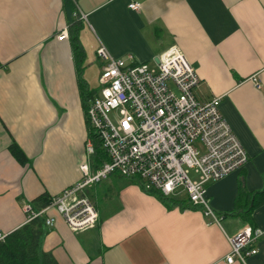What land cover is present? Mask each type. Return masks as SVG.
Listing matches in <instances>:
<instances>
[{
    "label": "crops",
    "instance_id": "0c3cea01",
    "mask_svg": "<svg viewBox=\"0 0 264 264\" xmlns=\"http://www.w3.org/2000/svg\"><path fill=\"white\" fill-rule=\"evenodd\" d=\"M75 2L77 13L86 16L79 33L81 78L92 96L98 90H90V73L98 68L100 76V45L114 58L131 55L149 67L177 47L197 72L195 97L220 98V113L248 160L205 187L209 206L222 218L219 225L192 206L184 191L162 201L141 182L113 174L84 193L97 210L96 226L72 232L50 210L55 224L47 228L42 250L58 264H226L227 237L247 224L241 192L264 191V0ZM133 3L138 11L129 8ZM65 28L62 0H0L2 234L27 223L25 205L33 208L39 197L60 196L77 184L83 163L98 168L86 153L88 122L69 32L66 41L56 38ZM13 143L24 162L12 155ZM109 198L114 206L104 212L98 204ZM257 203L250 226L263 235L246 264H264V198Z\"/></svg>",
    "mask_w": 264,
    "mask_h": 264
},
{
    "label": "built area",
    "instance_id": "2783aa9c",
    "mask_svg": "<svg viewBox=\"0 0 264 264\" xmlns=\"http://www.w3.org/2000/svg\"><path fill=\"white\" fill-rule=\"evenodd\" d=\"M129 8L138 11L140 5L133 3ZM78 18L86 21L83 14L78 13ZM56 38L68 40L67 29ZM96 55L102 63L99 88L86 117L107 160L94 171L88 162L83 163L81 180L51 198L47 207L36 211L25 205L26 222L44 217L45 226L51 228L55 218L47 212L55 210L72 232L94 228L98 213L84 193L117 174L163 197L181 189L192 206L201 208L211 224L219 225L222 218L209 206L205 187L243 168L248 160L220 113V98L197 100V72L177 47L159 55L155 67L136 63L131 55L114 58L103 45ZM86 153L95 155L91 138ZM191 172L196 179L190 178ZM262 235L260 229L246 224L228 236L230 251L224 262L246 264L247 257L257 254L253 245ZM6 237L0 233V243Z\"/></svg>",
    "mask_w": 264,
    "mask_h": 264
},
{
    "label": "trees",
    "instance_id": "16d2710c",
    "mask_svg": "<svg viewBox=\"0 0 264 264\" xmlns=\"http://www.w3.org/2000/svg\"><path fill=\"white\" fill-rule=\"evenodd\" d=\"M63 10L67 20L69 39L75 57L79 84L81 88L84 108L87 109L89 102L93 99L91 93L88 92L84 80L81 78V66L84 61V52L79 42V33L83 28V21L78 18L77 6L75 0H62ZM89 138L92 139L95 148L94 163L97 166L107 160L106 154L100 147L99 141L90 126L88 125ZM10 151L19 162H24V155L15 143L11 144ZM157 196L162 201H167V197H163L159 192L147 191ZM264 198V191L253 195H244L241 192L239 196L240 207L244 208L242 217L248 225H252L251 210L258 205L259 199ZM51 202L48 196H41L34 201L33 208L41 210L47 207ZM45 218L39 217L33 221L26 223L19 229L8 234L5 241L0 243V264H58L54 257L42 250V242L47 233V227L44 223Z\"/></svg>",
    "mask_w": 264,
    "mask_h": 264
},
{
    "label": "rangeland",
    "instance_id": "374dc122",
    "mask_svg": "<svg viewBox=\"0 0 264 264\" xmlns=\"http://www.w3.org/2000/svg\"><path fill=\"white\" fill-rule=\"evenodd\" d=\"M90 75L93 78V79H91V83H89L90 84L89 85L90 86V90L91 91L98 90V88H99L98 81H97V83H96V81H93L95 78H96L95 80H97L98 77H99L98 68L97 69L96 68H92ZM190 178L196 179L197 176H196V174H194V172H191L190 173ZM180 190L181 189H178L176 192H179ZM113 201H114V199L111 200L110 198L107 201H105V200L101 201L100 200V203L98 204V206H100V208L103 209V211L105 212V211H108V210L112 209V207L114 206Z\"/></svg>",
    "mask_w": 264,
    "mask_h": 264
},
{
    "label": "water",
    "instance_id": "95a60500",
    "mask_svg": "<svg viewBox=\"0 0 264 264\" xmlns=\"http://www.w3.org/2000/svg\"><path fill=\"white\" fill-rule=\"evenodd\" d=\"M156 62H157V60H156Z\"/></svg>",
    "mask_w": 264,
    "mask_h": 264
}]
</instances>
